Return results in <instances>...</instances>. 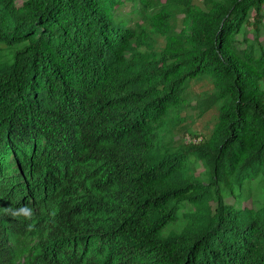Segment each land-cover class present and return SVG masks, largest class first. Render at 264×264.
Instances as JSON below:
<instances>
[{
    "label": "trees",
    "instance_id": "trees-1",
    "mask_svg": "<svg viewBox=\"0 0 264 264\" xmlns=\"http://www.w3.org/2000/svg\"><path fill=\"white\" fill-rule=\"evenodd\" d=\"M256 179L264 0H0V264H264Z\"/></svg>",
    "mask_w": 264,
    "mask_h": 264
},
{
    "label": "rangeland",
    "instance_id": "rangeland-1",
    "mask_svg": "<svg viewBox=\"0 0 264 264\" xmlns=\"http://www.w3.org/2000/svg\"><path fill=\"white\" fill-rule=\"evenodd\" d=\"M18 1L21 2L23 0H18ZM248 32H250L248 34V37H254L251 30H248ZM198 123L199 122H196L190 128V123L188 122V126L190 128L189 131L190 132H193V130L199 131V129H201V125L203 123H199V124ZM188 126L178 128L179 133L177 135H175L174 140H176L177 142L184 140V136L181 134V131H185L188 128ZM185 140H189L188 137ZM192 169L199 173V172H203L205 167L201 163H196V164L192 165ZM237 193H239V191H237ZM226 200L229 203H235L237 205H247V206L258 207L262 202H264V189L261 188L257 184V179H256L253 181V183L245 185L242 197H237L235 195H232V196L226 195ZM185 223H186L185 220H181L179 222H173L168 226L167 230L170 231L172 229H180L181 227L184 226Z\"/></svg>",
    "mask_w": 264,
    "mask_h": 264
},
{
    "label": "clouds",
    "instance_id": "clouds-1",
    "mask_svg": "<svg viewBox=\"0 0 264 264\" xmlns=\"http://www.w3.org/2000/svg\"><path fill=\"white\" fill-rule=\"evenodd\" d=\"M6 211L12 215L13 217H17V218H24L25 220H31L33 217V209L29 206H21L19 208H8L6 209ZM29 227L31 228L32 226L29 225Z\"/></svg>",
    "mask_w": 264,
    "mask_h": 264
}]
</instances>
